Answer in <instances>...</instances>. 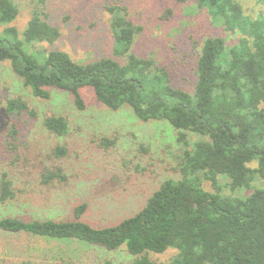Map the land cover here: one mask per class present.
<instances>
[{
    "label": "trees",
    "instance_id": "16d2710c",
    "mask_svg": "<svg viewBox=\"0 0 264 264\" xmlns=\"http://www.w3.org/2000/svg\"><path fill=\"white\" fill-rule=\"evenodd\" d=\"M26 1L31 14L20 33L12 26L20 14L18 0H0V62H9L39 99L49 100L54 90H61L84 110L81 90L90 87L109 109L130 106L144 122H168L178 134L175 156L181 178L163 182L142 210L112 227L6 218L0 220V231L47 241L74 239L107 251L126 245L135 264H162L148 255L169 249L177 254L168 264H264V187L254 186L264 180V16L249 17L237 0H173L195 1L227 31L240 35L234 45L222 37L204 39L194 87L187 91L175 85L168 64L135 52L142 28L114 8H109L113 57L82 63L61 50H36L37 44L54 45L61 33L48 21L49 0ZM5 110L9 115L36 116L21 98L9 99ZM43 125L57 135L68 132L64 117H47ZM16 133L13 130L12 136ZM55 154L63 156L66 148L57 147ZM42 178L45 184L54 178L66 180L61 169ZM220 179L232 193H250L224 194ZM205 180L214 192L204 189ZM16 195L13 181L4 174L0 203ZM86 209L81 205L76 216Z\"/></svg>",
    "mask_w": 264,
    "mask_h": 264
},
{
    "label": "rangeland",
    "instance_id": "374dc122",
    "mask_svg": "<svg viewBox=\"0 0 264 264\" xmlns=\"http://www.w3.org/2000/svg\"><path fill=\"white\" fill-rule=\"evenodd\" d=\"M251 18L264 16V0H237ZM20 14L12 26L20 33L31 14L29 2L18 0ZM114 8L142 28L134 50L140 56L166 63L177 87L192 91L195 67L202 43L207 37H222L228 45L240 35L227 31L195 1L178 4L173 0H49L48 21L61 33L52 46L37 44L36 50L67 52L75 61L88 63L113 57L111 28ZM86 108L80 110L73 97L54 90L49 100L35 97L14 73L9 62H0V180L4 174L13 181L16 199L0 203V220H51L82 222L102 229L115 226L137 214L161 184L178 180L176 152L177 131L166 121L139 119L130 106L118 111L98 102L90 87L81 90ZM21 98L36 113L22 116L6 113L9 99ZM64 117L65 135L50 133L44 120ZM16 130V136H12ZM190 140L196 138L190 136ZM108 141H114L110 145ZM66 154L57 156V147ZM61 169L66 180L54 178L43 182V174ZM220 179L224 194L246 196L247 190L232 193ZM264 187V180L254 183ZM207 191H215L203 181ZM81 205L87 209L80 217ZM177 254L169 249L163 254L150 253L151 261L168 264ZM135 264L123 245L107 251L74 239L44 240L28 233L0 231V264Z\"/></svg>",
    "mask_w": 264,
    "mask_h": 264
}]
</instances>
